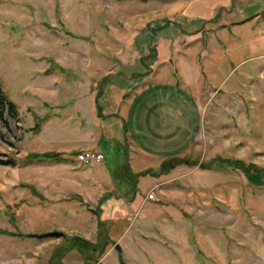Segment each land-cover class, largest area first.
Returning <instances> with one entry per match:
<instances>
[{
  "label": "rangeland",
  "instance_id": "1",
  "mask_svg": "<svg viewBox=\"0 0 264 264\" xmlns=\"http://www.w3.org/2000/svg\"><path fill=\"white\" fill-rule=\"evenodd\" d=\"M184 1L0 0V89L16 106L15 118L3 106L0 160L18 162L0 163V264H264V176L244 174L234 164L264 170V53L256 52L234 75L219 68L216 78L230 79L220 80L218 90L198 92L199 131L188 164L171 172L173 192L164 200L179 210V225L157 224L156 235L142 239L130 232L133 241L124 235L116 251L117 232L125 223L132 227L133 219L114 215L106 234L101 200L70 192L61 161L21 163L27 152H56L67 140V111L74 110L80 123L88 119L87 101L98 111L104 100L122 94L110 81L115 91L108 96L106 89L102 98V55L121 50L130 60L141 47L140 26L152 18L177 21ZM231 17L223 10L215 23L205 22L197 46L189 48L226 55ZM105 155L110 169L114 155ZM211 158L218 160L204 168ZM149 174L138 171L136 179ZM51 231L61 234L15 235ZM72 237L84 242L72 246Z\"/></svg>",
  "mask_w": 264,
  "mask_h": 264
},
{
  "label": "crops",
  "instance_id": "2",
  "mask_svg": "<svg viewBox=\"0 0 264 264\" xmlns=\"http://www.w3.org/2000/svg\"><path fill=\"white\" fill-rule=\"evenodd\" d=\"M234 8H238L237 14ZM208 10L209 17L205 14ZM223 10L228 16L233 12L227 24L231 42L227 54L213 55V51L189 48L197 46L204 23H215ZM178 16L177 21L166 19L162 23L147 19L140 26L145 29L139 40L141 47L131 52L130 60L121 55V50L102 55V98L106 89L110 90L108 96L115 88L122 94L110 97V102L104 100L98 111L92 106L95 101H87L88 119L82 118L80 123H75L74 110L65 115L67 140L58 143L61 146L56 152L62 155L60 168L66 171V187L73 193L84 192L90 200L103 198L99 219L107 228L106 234L110 221H115L114 215L122 220L133 219L132 227L125 223L127 226L123 224V230L117 232L119 246L124 235L127 243L133 241L127 238L130 232L142 239L144 233L156 235L157 224H180L179 210L164 200L168 192H173L168 188L173 184L171 172L188 164L186 155L192 151L199 131L198 92L218 90L220 80L224 83L230 79L216 78L219 68L224 67L223 75H234L256 52L264 53V0H186ZM194 26L197 27L189 29ZM106 58L111 60L108 68ZM227 59L228 64L222 63ZM110 81L117 84L115 88ZM82 150L100 151L103 161L98 165L79 163L74 153ZM104 152L114 155L115 163L110 169L104 167ZM160 169L157 174L144 175L140 183V176L136 179L138 171ZM149 192H154L151 199L146 198ZM103 220L110 224L106 227Z\"/></svg>",
  "mask_w": 264,
  "mask_h": 264
},
{
  "label": "trees",
  "instance_id": "3",
  "mask_svg": "<svg viewBox=\"0 0 264 264\" xmlns=\"http://www.w3.org/2000/svg\"><path fill=\"white\" fill-rule=\"evenodd\" d=\"M4 105H6L7 113H10L11 117L15 118L16 117V106L11 101H9L6 98V96L2 93V91L0 89V121H2V114H3V106ZM74 154H76V152ZM61 159H62L61 153H58V152H55V151H45V152H41V153L27 152L25 154V156L23 157V159L21 160V163L24 165V164H29V163H32V162L60 161ZM217 160H218L217 158H211L206 163H202V166L204 168H206V169H210L212 163L217 161ZM187 162H188V160H187ZM234 162H235L234 163L235 166H237L240 170H242L244 174H248L249 172H253L256 175L264 176V170L254 166V165L242 166L241 164H238L236 162V160ZM0 163L8 165V166H15L18 162L15 159H13V158H8L6 160H0ZM123 169L125 170V167ZM160 171H161V169L159 171H156V172H153V171H150V172H151V174H157ZM133 176H135V175H133ZM3 232L4 231L0 230V233H3ZM11 234H15V233H11ZM55 234L56 235H60L61 233L60 232H56V231H51V232H47V233H38V234L30 233V234H27V235H23L22 233H16L15 235H17V237L28 236V237H34V238H42V237H45V236H48V235L49 236H53ZM74 240H77L79 242H84L82 239H78L76 237H72L70 239V241H71L70 243H72L71 244L72 246H76L77 245L76 244L77 242L76 243L72 242ZM57 256L59 257L60 255L58 254ZM47 264H51V260ZM56 264H58V263H56ZM119 264H125V263L122 260H120Z\"/></svg>",
  "mask_w": 264,
  "mask_h": 264
},
{
  "label": "built area",
  "instance_id": "4",
  "mask_svg": "<svg viewBox=\"0 0 264 264\" xmlns=\"http://www.w3.org/2000/svg\"><path fill=\"white\" fill-rule=\"evenodd\" d=\"M75 159L81 164H99L103 161V154L95 150H82L75 154ZM153 192L147 194L146 198L151 199Z\"/></svg>",
  "mask_w": 264,
  "mask_h": 264
},
{
  "label": "water",
  "instance_id": "5",
  "mask_svg": "<svg viewBox=\"0 0 264 264\" xmlns=\"http://www.w3.org/2000/svg\"><path fill=\"white\" fill-rule=\"evenodd\" d=\"M114 249H115L116 251H120V249H119V245H118V244H115V245H114ZM98 264H100V263H98Z\"/></svg>",
  "mask_w": 264,
  "mask_h": 264
}]
</instances>
